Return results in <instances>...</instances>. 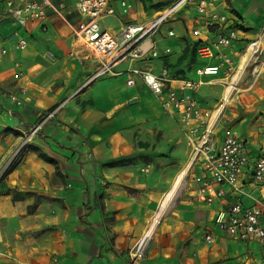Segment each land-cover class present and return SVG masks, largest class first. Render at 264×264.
<instances>
[{
    "label": "crops",
    "instance_id": "obj_1",
    "mask_svg": "<svg viewBox=\"0 0 264 264\" xmlns=\"http://www.w3.org/2000/svg\"><path fill=\"white\" fill-rule=\"evenodd\" d=\"M53 1L63 7L65 18L49 10L45 20H30L22 28L6 13V1L0 0V264H264V240L235 239L219 231L215 223L216 216L233 204L252 207L264 198V187L252 176L254 160L264 156V40L255 68H245L247 73L243 71L244 79L225 108L227 120L214 131L218 143L225 126L239 131L250 156L247 170L238 190L227 186L224 197L208 205L197 196L194 177L202 169L192 161L180 116L168 112L161 98L141 80L129 86L126 72L107 73L88 82L99 62L86 56L76 36L81 15L73 0ZM209 2L210 11L228 14L241 28L240 38L223 50L233 56L241 71L243 54L264 28V0ZM110 3L115 14L99 23L113 33L127 23H147L161 11L147 9L146 0ZM171 19L153 36L162 51L172 49L154 60L156 73L164 65L170 68L169 64L184 68L189 59H182L184 63L180 59L187 44L202 41L207 45L216 36V28L204 24L194 4ZM197 28L202 31L200 37L193 33ZM170 30L175 34L169 35ZM20 37L28 41L25 49L18 47ZM216 63L217 57L197 54L192 70L178 77L196 78L197 67ZM116 66L115 70H126L146 65L128 60ZM206 80L195 95L202 106L213 109L227 93V82L223 70ZM44 119L25 159L9 169L28 132ZM164 121L175 126L183 150L172 157L174 165L181 167L176 171L169 166L176 176L174 172L168 176L172 172L166 171V158H159L161 167L149 176L134 165L96 164L120 155L97 150L105 149L109 132ZM183 171L189 175L190 196L178 198L153 234L147 257L133 263L132 247ZM33 205L35 209L29 210ZM208 233L214 235L211 243L205 240Z\"/></svg>",
    "mask_w": 264,
    "mask_h": 264
},
{
    "label": "built area",
    "instance_id": "obj_2",
    "mask_svg": "<svg viewBox=\"0 0 264 264\" xmlns=\"http://www.w3.org/2000/svg\"><path fill=\"white\" fill-rule=\"evenodd\" d=\"M5 1L6 13L22 28H25L30 20H45L49 10L65 18L63 7L57 5L53 0ZM73 1L76 10L81 15L79 25L75 30L76 36L84 46L86 56L99 62L98 69L95 70L88 82L107 73L119 75L124 72L128 75L127 84L129 86H134L138 84V80H141L161 98L168 112L178 114L181 118L188 136L192 161L193 163L199 162L202 169L194 177L198 185V199L211 205L224 197L227 186L232 190H238L239 181L246 172L250 161L245 141L233 126L223 128L220 143L214 137V131L238 85L231 94L227 92L213 109L202 106L195 95V92L206 83L207 78L217 76L222 70L225 74L227 87L231 83L233 84V77L238 69L233 56L223 50L240 38L241 28L237 20L226 13L214 9L210 11L209 0H173L149 22L127 23L118 32L113 33L111 30L102 28L99 23L101 18L115 14V8L110 3L111 0ZM191 4L195 5L198 16L205 21L204 24L207 27L216 28V36L207 45H201L198 48V57H217L218 63L197 67L196 78L174 76L166 65L162 66L158 73L154 72L152 69L154 60L169 55L172 49L167 47L162 51L156 45L153 36L166 21ZM123 5L127 10L125 1H123ZM193 33L196 37H200L202 31L197 28ZM174 34V30L169 31V35ZM263 40L264 28L260 36L248 45L246 52L253 55L251 62L255 63L261 55ZM17 44L20 49H25L28 46V41L25 37H20ZM3 51L6 52L5 49ZM128 60L141 61L146 66H133L126 70L114 69L119 63ZM251 62H247L244 69ZM13 99L18 104H22V99L18 96L13 95ZM53 114L54 112L47 117H51ZM44 122L45 119L32 128L29 137L37 134ZM27 138L28 136H26L25 142ZM252 176L255 183L264 187L263 155L254 160ZM215 223L219 231L235 239L245 241L255 237L264 240V198L252 207H245L240 202L233 204L228 212L221 211L216 216ZM150 239L144 245V240H138L139 242L136 243L131 253L133 263L143 258ZM205 240L208 243L213 242L214 235L206 234ZM50 264L58 263L56 261Z\"/></svg>",
    "mask_w": 264,
    "mask_h": 264
},
{
    "label": "rangeland",
    "instance_id": "obj_3",
    "mask_svg": "<svg viewBox=\"0 0 264 264\" xmlns=\"http://www.w3.org/2000/svg\"><path fill=\"white\" fill-rule=\"evenodd\" d=\"M146 1L148 2V4H146L147 9L154 8L155 10H158V9L163 10L167 5H170L173 0H156V1L146 0ZM176 19H179V16H177ZM247 68L253 70L255 68V63L251 62V64ZM245 70H244V73L246 72ZM244 73H243V76H244ZM242 78L240 79L238 86L240 85ZM214 100L215 99H211L212 102H214ZM226 110L223 115V119H221L220 123H223L227 120ZM31 130L27 134L28 138L26 139V142L24 139L23 144L21 145L20 149L17 152V155L14 157L11 164L16 165L25 159L26 154L30 149L29 148L30 143L34 140V138L37 136V134H39V132L42 129H40V131L37 134L29 137V135L31 134ZM108 136H109V139L105 141L103 144V147L105 149L97 148V150L100 152L102 150V152L107 155L109 154L112 155V154H117V153L120 155L119 156L115 155L114 157H111L113 159H110V161L107 160V161L96 163L98 165H101V166L109 165V163L112 160L126 158L129 160V162L126 163L125 165H134V167L137 168L139 172L147 176H149L151 172H153L154 174L159 169V167H161L159 158H164V159L166 158L165 159L166 162H169V163H164V166H166L167 173L172 172L171 174H168V176L174 175V173H175V176L177 175L176 172L173 171L172 169L169 170L170 165H173L174 167L172 168H175L176 171L181 167V165L179 164L175 166L174 165L175 161L172 159L174 152L176 153L178 151L179 155L183 154L181 143L177 142L176 128L174 125H169L165 121L161 123H156L155 125L154 124H144L142 126H133L129 128L116 129L113 132H109ZM173 142H174L173 146L170 149H168V146ZM91 144H93V142ZM36 149L37 148H33V150H36ZM155 151L157 152L156 156L153 155ZM103 160H105V158H103ZM188 181H189V175L186 177L184 186L181 188V190L177 192V195L175 196L171 206L161 216L160 222L158 225H161V223L165 220L166 216L171 214L178 198L190 196L191 187H190V182ZM162 199L164 200V197ZM159 205H158V208H156L154 214H156L159 211L160 209ZM29 207H30L29 210L33 211L36 205L29 206ZM153 236L151 237L149 241L150 243L153 239ZM136 243L134 244V246L136 245ZM150 243L148 244V247H147L148 249H150L149 248ZM134 246L132 247L130 251L131 253H132ZM148 249H146L143 255V258H141L140 260H143L147 257ZM131 253H130V257H131Z\"/></svg>",
    "mask_w": 264,
    "mask_h": 264
},
{
    "label": "bare ground",
    "instance_id": "obj_4",
    "mask_svg": "<svg viewBox=\"0 0 264 264\" xmlns=\"http://www.w3.org/2000/svg\"><path fill=\"white\" fill-rule=\"evenodd\" d=\"M251 60H253V55H249V53L244 54L243 56V62H245V64L247 62H251ZM241 66V63H240ZM242 67H245L242 66ZM245 69L242 68L241 71L238 70V72L234 75L233 77V84L231 83L230 86L227 88V92L229 94H231L234 90V88L238 85V82L240 81V79L242 78L243 75V71ZM247 73V71H246ZM245 73V74H246ZM244 78H242L243 80ZM240 87V86H239ZM240 89V88H239ZM225 92V91H224ZM226 93V92H225ZM192 167V166H191ZM186 169V168H185ZM184 170V169H183ZM188 170V169H187ZM187 171H183L182 173L179 172V175L177 176L172 188L169 190V192L165 195L164 200L160 203V209L159 211L155 214L156 216L153 218V221L151 222L149 228L146 230V232L143 234V236H141V238L143 239H139L141 241L144 240V243L153 236V234L155 233L158 224L160 222V218L161 216L168 210V208L171 206V204L173 203V200L175 198V196L177 195V192L179 191V189L183 186L184 182H185V178L187 175ZM181 190V189H180ZM140 241V242H141ZM139 242V241H138ZM150 243V242H149ZM142 245V246H143Z\"/></svg>",
    "mask_w": 264,
    "mask_h": 264
},
{
    "label": "trees",
    "instance_id": "obj_5",
    "mask_svg": "<svg viewBox=\"0 0 264 264\" xmlns=\"http://www.w3.org/2000/svg\"><path fill=\"white\" fill-rule=\"evenodd\" d=\"M158 10H159V9H158ZM202 44H203L202 41L191 42V43L187 44L186 50H185L183 56H182L181 59H180V61H182V59H183V61H184L185 59H189V61H187V63H186V65H185L184 68L181 67L180 69H178V66H179V65H173V66H172L171 64H169L170 68L173 67V69H174L173 71H172V69H171L172 74H173L174 76H179V75H182V74L188 73L189 71L192 70V68H193V66H194V64H195V62H196L198 48H199L200 45H202ZM183 61H182V63H184ZM183 76L187 77L186 75H183ZM128 162H129V160L126 159V158L115 159V160H112V161L109 163V165H113V166H114V165H125V164L128 163ZM13 166H14V165L11 164V165L9 166V169L12 168ZM7 170H8V169H7ZM8 190H9V189H8ZM15 192H18V189H15Z\"/></svg>",
    "mask_w": 264,
    "mask_h": 264
}]
</instances>
